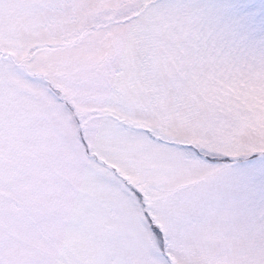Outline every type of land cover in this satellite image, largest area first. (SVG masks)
Wrapping results in <instances>:
<instances>
[{
    "label": "snow or ice",
    "instance_id": "1",
    "mask_svg": "<svg viewBox=\"0 0 264 264\" xmlns=\"http://www.w3.org/2000/svg\"><path fill=\"white\" fill-rule=\"evenodd\" d=\"M0 264H264V0H0Z\"/></svg>",
    "mask_w": 264,
    "mask_h": 264
}]
</instances>
